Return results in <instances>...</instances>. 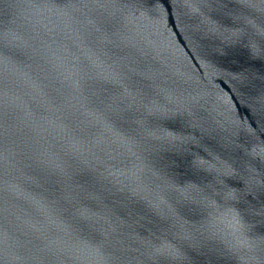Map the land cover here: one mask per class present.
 I'll return each mask as SVG.
<instances>
[{
    "label": "water",
    "instance_id": "1",
    "mask_svg": "<svg viewBox=\"0 0 264 264\" xmlns=\"http://www.w3.org/2000/svg\"><path fill=\"white\" fill-rule=\"evenodd\" d=\"M0 264H264V0H0Z\"/></svg>",
    "mask_w": 264,
    "mask_h": 264
}]
</instances>
